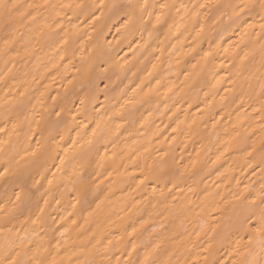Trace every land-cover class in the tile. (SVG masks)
Instances as JSON below:
<instances>
[{
	"label": "clouds",
	"instance_id": "obj_1",
	"mask_svg": "<svg viewBox=\"0 0 264 264\" xmlns=\"http://www.w3.org/2000/svg\"><path fill=\"white\" fill-rule=\"evenodd\" d=\"M0 264H264V0H0Z\"/></svg>",
	"mask_w": 264,
	"mask_h": 264
}]
</instances>
